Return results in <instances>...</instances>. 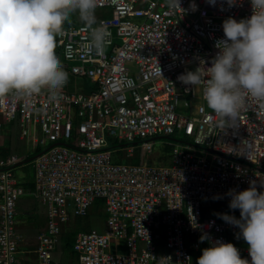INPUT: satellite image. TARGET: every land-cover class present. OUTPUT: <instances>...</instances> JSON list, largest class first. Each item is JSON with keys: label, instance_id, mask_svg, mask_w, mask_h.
<instances>
[{"label": "built area", "instance_id": "1", "mask_svg": "<svg viewBox=\"0 0 264 264\" xmlns=\"http://www.w3.org/2000/svg\"><path fill=\"white\" fill-rule=\"evenodd\" d=\"M97 7L111 9L110 17L97 21L109 34L103 51H87L86 25L62 27L56 36L67 73L95 89L72 93L66 84L57 100L47 89L0 98V264H21L28 255L36 264H65L54 258L64 227L70 217H85L96 200L102 201L106 231L75 235L76 264H196L210 240L233 243L250 260L248 247L234 241L246 243L239 229L217 213L236 217L230 189L242 191L256 181L264 191V102L247 96L238 119L225 123L206 107L203 83L180 79L200 66L207 72L223 21L249 17L250 0L233 7L226 0L216 6L181 0L184 12L169 8L167 0H97ZM15 122L19 141L42 146L32 159L33 181L14 177L25 156L1 154V130ZM177 132L182 141L169 144L168 165L114 163L107 141L131 145V158L138 147L151 154L153 139ZM26 193L46 216L32 250L23 248L27 237L16 220ZM204 202L217 204L214 216L202 212ZM202 235L209 240L201 242Z\"/></svg>", "mask_w": 264, "mask_h": 264}, {"label": "clouds", "instance_id": "2", "mask_svg": "<svg viewBox=\"0 0 264 264\" xmlns=\"http://www.w3.org/2000/svg\"><path fill=\"white\" fill-rule=\"evenodd\" d=\"M226 2L233 7L237 0ZM207 3L216 6L217 0ZM250 4L249 17L237 20L229 16L223 21L224 35L215 41L218 51L210 66L201 61L207 72L200 66L180 77L185 84H204L207 108L225 123L238 119L247 96L264 102V0H250ZM167 5L185 11L181 0H167ZM96 7L97 0H0V98L13 91L34 95L47 89L50 99L57 100L68 73L55 51L56 36L70 16L78 14L90 29L87 51H103L109 34L102 25L97 26ZM190 7L193 11L198 8L194 2ZM260 187L264 188V182ZM226 195L231 197L229 208L238 209L240 217L217 215L239 229L250 260L243 258L233 243L210 240L196 264H264V191L258 190L256 181H250L248 188L230 189ZM200 240L209 237L202 235Z\"/></svg>", "mask_w": 264, "mask_h": 264}, {"label": "rangeland", "instance_id": "3", "mask_svg": "<svg viewBox=\"0 0 264 264\" xmlns=\"http://www.w3.org/2000/svg\"><path fill=\"white\" fill-rule=\"evenodd\" d=\"M95 16L96 20L99 21L100 19H106L111 16V9L107 7H96L95 9ZM64 25L69 26H77V25H85L83 21L79 18L78 14H73L70 16V19L68 22H65ZM119 44V42H117ZM56 51V50H55ZM108 49H106V52ZM61 61L62 58H61ZM128 67H130L132 70H134V65L131 64ZM68 78V90L72 93H75L78 91L80 87V83L82 84V80H79L78 78L72 77ZM66 90V91H68ZM196 103V102H195ZM180 106L182 105V101L179 103ZM206 105V104H205ZM207 107V106H206ZM210 110V109H209ZM13 130V143L16 146H13L14 153L18 154V156L21 158L22 156H26L28 161L23 162L18 167H15L14 177L19 181H33L34 180V170L32 168V159L36 155V150H41L42 146H28L26 147L25 141H19V134L20 130L18 127V123L15 122ZM7 128V126H4L2 128V132ZM7 130H9L7 128ZM182 133L177 132L173 136L169 138H156L153 139V151L151 154H146L144 151L140 150L138 147L131 158L127 156V149L131 145H126L123 141L112 138L107 139L108 145L110 150L113 151V159L114 163L121 164V165H134V164H143V165H168L170 162L171 157V149L169 147V144L172 142L180 143L182 141ZM47 144V142H46ZM173 144V143H172ZM168 162V163H167ZM24 167H20V166ZM29 193L34 192V188L30 187L28 188ZM102 205L99 200H96L88 209L86 217H70V221L68 224L64 227V233L66 232H87L89 230H94L98 233H104L106 231V227L104 225L105 215L102 210ZM202 212H204L207 216H214V210L218 208L217 204L210 203V202H204L201 205ZM19 210V211H18ZM18 215L16 216V220L18 221L17 228L26 235L27 237V244L23 245V248L26 250H32V239L38 231H41L44 229L46 224V217L44 215V210L39 205V203L33 198V196H30L26 193L23 197L20 198L18 202ZM98 211V212H97ZM33 214V215H32ZM236 217H240L239 210H235ZM235 243H237L242 248H247V243L239 242V238H235ZM112 252H119V249L116 247L111 248ZM68 252V251H67ZM70 255V253H69Z\"/></svg>", "mask_w": 264, "mask_h": 264}, {"label": "crops", "instance_id": "4", "mask_svg": "<svg viewBox=\"0 0 264 264\" xmlns=\"http://www.w3.org/2000/svg\"><path fill=\"white\" fill-rule=\"evenodd\" d=\"M5 126H7V128L9 130H7V128H6L3 132L1 131V136H2L1 137L2 138L1 144L3 146L2 148H3V151L5 152V154L14 153L13 146H16V145L13 143V130L15 131V128H14L13 124L5 125ZM25 145H26V147H28L27 143H25ZM30 187H32V185L25 186L27 191H28V188H30ZM42 209L44 210V208H42ZM44 215H45V210H44ZM63 236L64 235L61 236L60 243H59V245H57V247L54 251V258H55V260L57 259L60 262L64 261L65 264H76V257L74 254H73L74 256L71 254L73 260H72V262H69L70 261V258L68 255L69 252H67V251L65 252V250L63 249V245H62V237ZM26 258L27 259L24 260V261H26V264H36V260H35L34 256L28 255Z\"/></svg>", "mask_w": 264, "mask_h": 264}, {"label": "trees", "instance_id": "5", "mask_svg": "<svg viewBox=\"0 0 264 264\" xmlns=\"http://www.w3.org/2000/svg\"><path fill=\"white\" fill-rule=\"evenodd\" d=\"M67 26H69V25H63V27H67ZM77 26H79V25H77ZM56 54L58 55V50L56 49ZM58 57H59V55H58ZM70 76H69V74H68V78H69ZM72 77H74V76H72ZM76 78V77H75ZM79 80H82V84L80 83V87H79V89H80V92L81 93H83V94H88L91 90H93V89H95L96 87L94 86H91L89 83H88V81H86V80H84V79H79ZM70 81H68L67 82V87H66V90H68V83H69ZM67 92H70L69 90L67 91ZM1 154L3 155V156H5L6 154H5V152L3 151V152H1ZM28 160H30V159H28V158H26L25 159V161L24 162H26V161H28ZM100 202H101V205H102V201L101 200H99ZM217 214H219V213H217ZM86 217V216H85ZM77 233H75V232H66V234L64 233L63 235V237H62V245H63V249L65 250V252L66 251H68L69 253H70V255H69V258H70V261L69 262H72V255L74 254L73 252H72V243H73V240H74V238H75V235H76ZM72 254V255H71ZM74 256V255H73ZM62 263H64V261H61ZM21 264H26V261H22L21 262Z\"/></svg>", "mask_w": 264, "mask_h": 264}, {"label": "bare ground", "instance_id": "6", "mask_svg": "<svg viewBox=\"0 0 264 264\" xmlns=\"http://www.w3.org/2000/svg\"><path fill=\"white\" fill-rule=\"evenodd\" d=\"M168 163V162H167ZM98 212V211H97Z\"/></svg>", "mask_w": 264, "mask_h": 264}]
</instances>
